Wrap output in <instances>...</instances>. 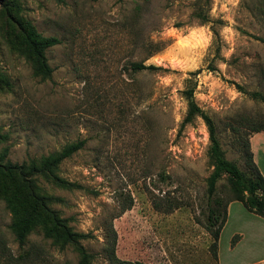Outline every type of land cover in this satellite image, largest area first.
Here are the masks:
<instances>
[{
  "label": "rangeland",
  "instance_id": "1",
  "mask_svg": "<svg viewBox=\"0 0 264 264\" xmlns=\"http://www.w3.org/2000/svg\"><path fill=\"white\" fill-rule=\"evenodd\" d=\"M16 2L40 35L59 43L46 51L51 77L35 76L20 53L19 32L4 30L0 5L4 162L22 164L84 141L58 171L77 188L41 186L60 199L52 208L86 235L93 264H113L109 249L127 262L219 264L218 246L220 264H232L231 238L245 224L236 222L249 213L239 203L230 207L216 258L205 224L213 171L208 130L200 117L183 123L182 92L194 88L225 158L248 174L244 145L255 134L250 127L264 125V103L250 96H264V44L255 39H264V0ZM156 47L162 50L151 56ZM140 62L160 70L132 71ZM215 196L234 202L226 175ZM11 221L0 199V264H24ZM262 234L251 235L247 247L264 252ZM29 241L39 247L32 264L77 263L71 250L61 252L38 234ZM243 259L232 262L250 264Z\"/></svg>",
  "mask_w": 264,
  "mask_h": 264
},
{
  "label": "trees",
  "instance_id": "2",
  "mask_svg": "<svg viewBox=\"0 0 264 264\" xmlns=\"http://www.w3.org/2000/svg\"><path fill=\"white\" fill-rule=\"evenodd\" d=\"M0 0L4 10V30L18 31L17 37L20 42V53L30 62L34 75L43 80L49 79L52 70L46 59V51L56 46L59 41L54 37H43L33 24L19 14V6L16 0ZM264 11V5L261 7ZM264 44V39L256 38ZM156 47L151 56L161 51ZM134 72L160 70L154 65H145L143 62L131 65ZM187 103V113L183 123H190L195 117H200L208 130L210 146L208 157L213 171L207 180V194L211 201L206 217V229L210 232L213 243L211 250L217 258V246L220 232L224 227L227 216V203L216 197V185L222 176L228 177L232 201L239 202L250 213L264 219V179L253 162L252 153L249 149V141L244 145L243 155L248 166V174L241 172L235 164L225 158L217 136L215 123L211 117L205 114L195 103L194 88H188L182 92ZM250 96L264 103V96L252 93ZM251 133H264V125L257 124L250 127ZM84 146V141L71 143L64 146L60 151L31 158L22 164L4 162L6 151L0 154V199L5 204V209L11 215L9 230L13 234L18 246L24 248L23 255L19 260L24 264H32L36 259V250L39 248L30 245L29 238L32 234L41 236L42 241L50 242L52 247L61 252L71 250L77 256L76 264H93L92 256L82 244L86 235L76 233L68 225V220L60 216L59 212L52 208V203L60 199L45 193L41 182L51 184L58 189L71 190L77 185L63 180L58 175L59 166L69 159L74 153ZM234 242V241H233ZM28 245V246H27ZM27 247V249H25ZM108 257L113 264H145L143 262L120 261L116 258L113 249L107 251ZM45 263L44 259L42 264ZM54 264H70L69 261ZM163 264V263H157Z\"/></svg>",
  "mask_w": 264,
  "mask_h": 264
},
{
  "label": "crops",
  "instance_id": "3",
  "mask_svg": "<svg viewBox=\"0 0 264 264\" xmlns=\"http://www.w3.org/2000/svg\"><path fill=\"white\" fill-rule=\"evenodd\" d=\"M249 143H250V151L253 157V162L258 168L259 172L261 173L264 179V134H261V133L254 134L252 137H250ZM236 203H239V202H232L228 206L227 219L224 224V227L222 228L220 232V236L223 230H225L226 227L232 222L231 221L232 214L229 213V209L233 204H236ZM248 213H249V216L248 215L247 216L249 218H246V219H243L239 215L240 222L237 221L236 223L238 224L245 223V224L244 226H241L242 228H239L237 230L238 232H235L232 235L230 247L228 251L229 257H231L232 261L245 258L246 261H248L250 264H261V263H264V252L262 250L260 252L259 251L257 252V249H251V247H247V246H248L249 238L251 237V235L253 236L257 231H262L263 232L262 238H264V219L253 213H250V212ZM241 215L243 216V214ZM250 225L253 226V230L249 229V232H247V230H245L243 227L250 226ZM234 238H235V241L233 242ZM219 254H220V248L218 246V263L220 264L222 256L220 257ZM232 261L231 263L233 264Z\"/></svg>",
  "mask_w": 264,
  "mask_h": 264
}]
</instances>
